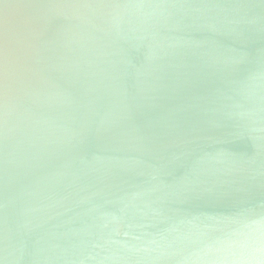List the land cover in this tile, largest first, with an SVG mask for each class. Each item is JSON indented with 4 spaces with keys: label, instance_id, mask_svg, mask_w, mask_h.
Listing matches in <instances>:
<instances>
[{
    "label": "water",
    "instance_id": "water-1",
    "mask_svg": "<svg viewBox=\"0 0 264 264\" xmlns=\"http://www.w3.org/2000/svg\"><path fill=\"white\" fill-rule=\"evenodd\" d=\"M0 264H264V0H0Z\"/></svg>",
    "mask_w": 264,
    "mask_h": 264
}]
</instances>
